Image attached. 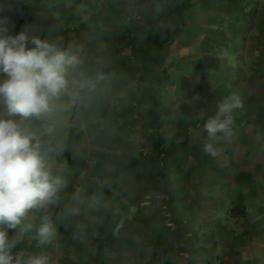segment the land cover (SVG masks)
<instances>
[{
    "label": "crops",
    "instance_id": "obj_1",
    "mask_svg": "<svg viewBox=\"0 0 264 264\" xmlns=\"http://www.w3.org/2000/svg\"><path fill=\"white\" fill-rule=\"evenodd\" d=\"M51 1V11L57 13L56 16L62 14L75 23L79 21L78 12L74 9L70 12L65 0ZM49 3L44 6L45 10L50 8ZM213 3L209 7L207 2L193 0L187 19L209 20L217 11L220 12L219 19L225 20L222 24L224 29L231 19L238 21L233 22V27H238L256 1L216 0ZM137 4L134 0H106L105 7L111 11H106L107 14L121 12L127 16L124 29L115 31L107 28L110 32L95 29L88 35L81 33L84 43L78 50L86 47L80 61L78 80H89L94 90L88 94L67 90L63 96L68 100L66 110L70 113H67L78 116L83 110L82 105L100 103L102 94L96 89L100 91L102 86L100 77L108 78L103 63H106L107 70L111 63L109 55L102 57L101 54L116 42L117 37L127 32L126 20L135 17ZM7 7L0 2V8L4 10ZM222 8L229 10L222 12ZM159 14L167 27L172 29L176 26L178 13L172 0L164 1ZM193 25L177 44L171 46L167 81L172 94L163 109L162 132L172 144L168 147L167 157L172 161V171L173 167L179 170L176 175L169 174L174 190L181 191L173 201L175 213L180 220L188 215L193 219L196 217L195 223L200 228L209 229L210 240L202 243L207 246L201 245L199 254L214 245L215 250L222 247L225 257L231 254L233 264H264V26L249 32L245 25L233 30L210 32L206 31L209 27L196 29L197 24ZM245 31L243 41L236 38ZM259 32L263 37H258ZM203 37L211 40L215 37L220 44L215 49L220 54L217 68L201 54ZM121 50L133 62L125 75L128 79L133 78L129 80L133 83L128 89L134 99L135 84L154 88L162 65L154 51L131 41H126ZM231 55H241L237 59L239 70H234L229 58ZM253 65L261 68V78H258L259 74L253 75ZM233 93L238 94L244 104L242 109L233 113L234 135L215 143L217 155L206 154L203 151L206 140L203 125L208 116L214 114L216 103ZM110 104L114 105V102L110 101ZM105 110L106 116L96 113L105 127L96 128L90 138L85 127H71L55 134L58 136L56 146H53L55 154L48 156L46 166L64 183L56 194L58 201L54 199L44 207L29 210L21 225L13 230V234L19 237L20 254L23 253L24 259L29 255L44 254L50 258L49 264H60L59 259L63 255L77 261L89 260L91 263L95 260L94 264H162L163 252L169 250L168 247L181 249L184 237L178 232L174 237L166 232L164 241L161 237L163 234L159 227L163 216L158 207L160 203L152 204L147 195L140 203L137 202L136 196L141 193L142 186L138 178L143 174L142 167L147 165L143 156L147 146L131 142L133 137L125 138L124 135L133 126L131 117L134 119L141 112L123 103L117 108L112 106L108 109L106 106ZM140 163H143L142 167ZM132 196L135 197L133 200ZM229 203L232 207L228 213L233 221L222 225L217 221V212ZM241 207L245 211L243 216L232 217V211ZM45 216L53 222L56 235L50 243L40 245L37 228ZM28 225L32 226L30 230ZM133 225L138 226L137 234L131 232ZM213 229L220 230L217 240L213 237ZM8 236L10 239L13 237L11 234ZM95 240L102 242L98 250L92 247ZM27 243L31 249H23ZM186 246L189 249V245ZM16 248L12 251L13 256L18 255ZM89 254L92 256L88 257ZM183 254L188 256V252ZM177 264L191 263L181 261Z\"/></svg>",
    "mask_w": 264,
    "mask_h": 264
},
{
    "label": "trees",
    "instance_id": "obj_2",
    "mask_svg": "<svg viewBox=\"0 0 264 264\" xmlns=\"http://www.w3.org/2000/svg\"><path fill=\"white\" fill-rule=\"evenodd\" d=\"M93 1L94 0L64 1L70 12L73 11V9L78 12L79 21L76 23L68 17H64L62 14H60V16H56L57 13L51 11V0H15L13 2L11 0L8 2L0 0L2 4L4 3L8 6L0 12V17L8 16L14 22L15 28L11 30L10 34H19L22 29L27 28L30 36H37L42 40L53 43L59 50L69 51L72 47H74L75 49L77 48V52L78 47L84 43L82 39L83 37L80 36L81 33L88 35L91 30L95 29L97 31L105 32L108 31L107 28H112L117 31L124 29L125 26L124 19L127 18V16L125 17L121 14V12H114L116 14H107L106 11H108L109 8L107 9L105 7L107 6L105 5L106 0H95L96 3L101 4V7L93 6L95 5V2ZM134 1L135 3H138L137 12L135 17H130V20H126L127 32L117 37L116 42L111 43L101 54L102 57H107V55H109L111 57V63L108 64V70L105 66L106 63H103L104 72H106L105 75H107L108 78H102L103 83L100 87V91H98V88L96 89V92L102 94L100 103H97L98 108L94 109L97 104L93 106L92 104L91 106H89V104H84L82 105L83 110L79 112L78 116L73 113L69 114L70 112L66 110L68 100L63 97L67 90H72L69 87L50 102L49 112L43 114L39 118L34 117L32 119L25 120L23 122V126L27 131L34 133L39 139L41 143V155L47 164L49 162L48 156L55 154L53 146H56L55 140L58 139V136H55L56 133L59 134L63 129L71 127H76L78 129L85 127L87 131L86 133L90 138L92 131H96V128L101 129L105 127L103 125L104 122L99 116H97L96 113L100 112L98 113L100 116H106L104 112L106 111L105 106L107 100L114 102L115 108L118 106L120 107L123 103L126 107L134 108L135 110L140 111V115H135L134 119L131 117L130 124H133V126L129 127L130 131L124 135L125 138L128 136L130 138L133 137L132 140L134 141L131 142H137L138 145L143 147L147 146L144 151L145 154L143 155L147 165L142 167L143 163H140L143 174L138 178L139 184L142 185L141 195L139 194L134 196L137 197L138 203H140L146 195L149 196V201L152 204L157 205L159 202L160 205L158 207L161 209L162 216L165 219L167 232L171 233V235L178 232L183 238L184 234L179 232L180 219L175 213L173 202L174 198L172 197L174 183L169 175L171 172L172 161L167 157V150L169 146H172V144L171 142H168V139L162 132V126L164 124L163 109L166 108L167 98L172 94L167 81V75L170 69L169 57L171 54V46L177 43L178 40L182 38L183 33L189 31V28H193L194 23L197 24L196 29H206L209 27L206 31L211 32L214 30L220 31L221 29H224L222 24L225 20L219 19L220 12L217 11L216 15L211 16L209 20L204 18L187 19V16L190 14V5L193 0H172L173 8L178 13V21L176 26L170 29L164 24V21L161 19V15L159 14V9L164 4L165 0ZM199 1L202 3L207 2L210 5L209 7H212L214 4L213 2L216 0ZM255 1L256 3L253 5V9L248 11L249 19H243L241 20L242 22L240 21L241 25H245L248 32L253 29H260L264 26V0ZM47 3L51 6L48 10H45L44 6ZM118 6L122 8L121 5ZM82 7H87L88 10L93 11L94 17L87 19V11ZM222 10V12H228L229 9L222 8ZM242 10L243 9L240 11ZM116 11H118V9H116ZM109 12L111 11L109 10ZM83 21L84 23L82 25ZM229 22L230 24H226L225 27L227 30L237 29L241 26L239 24L238 27L235 25V28L233 27V22H238L235 19H233V21L231 19ZM203 30L201 31V34ZM205 34L206 36L210 35L208 33ZM245 34L246 31L245 33L240 32L239 36L236 38L243 41L246 38ZM261 35L262 34L259 32L258 37L260 38ZM206 38L207 37H203L200 41L201 54L202 56L205 55L210 61H216L218 63L219 59L216 55L219 52H216L214 48H219L218 46L220 44L216 41L215 37H213V40H211V38ZM126 41H131L139 47H146L147 50L154 51L155 54L158 55L159 61L162 65V72L158 77L154 88L148 86L142 87L135 84L134 92L136 98H134V103L132 102L133 96L128 89L129 87H132L131 83L133 82H129V80L133 78L131 77L128 79L125 75V73L130 69L129 65L133 62L130 57H127V55L121 50V47ZM28 47H32V45L29 44ZM254 66L255 65H253V75L259 74L258 78H261V68L255 66L257 67L256 69ZM2 78L3 77H0V79ZM68 78L70 79L69 75ZM91 89V87L81 90L77 89L74 92L79 93L80 91V93L84 92L85 94H88ZM92 90H94V88ZM4 116L5 112L2 104H0V117ZM15 119L20 120V117H15ZM134 127L136 129H134ZM138 135L141 138H139ZM138 140H144V143L142 141L138 142ZM134 196L131 197L132 200L135 198ZM55 200L58 201L59 196H56ZM154 206L151 208L153 209ZM244 212V207L234 209L232 211V217H236L237 215L243 216ZM151 214V216H153V212H151ZM133 220L135 219L133 218ZM137 229L138 226L133 225L131 227V232L133 234H137ZM12 233L13 230H8V235ZM101 244L102 242L95 240L92 243V247L94 250H98ZM181 249H184L183 252H188L189 249H187L185 241H183ZM90 256L92 255L89 254L88 257ZM93 261L96 263L95 260ZM93 261H91V263ZM59 263L91 264L89 260L77 261L70 256L67 257L64 255L59 259Z\"/></svg>",
    "mask_w": 264,
    "mask_h": 264
},
{
    "label": "clouds",
    "instance_id": "obj_3",
    "mask_svg": "<svg viewBox=\"0 0 264 264\" xmlns=\"http://www.w3.org/2000/svg\"><path fill=\"white\" fill-rule=\"evenodd\" d=\"M14 28L10 17H0V104L5 112L0 117V264H49L50 258L44 254L27 259L23 253L13 256L19 237L8 236V230L21 225L29 210L52 203L64 183L51 174L41 155L39 139L26 130L23 122L49 112L50 102L70 85L77 89L93 85L87 79L68 78L69 68L80 64L78 57L30 36L27 28L10 34ZM243 107L236 93L216 103L214 114L203 125L206 154L217 155L215 143L234 135L233 113ZM31 227L27 226L29 230ZM55 235L53 222L48 216L43 217L37 228L39 244L50 243Z\"/></svg>",
    "mask_w": 264,
    "mask_h": 264
},
{
    "label": "rangeland",
    "instance_id": "obj_4",
    "mask_svg": "<svg viewBox=\"0 0 264 264\" xmlns=\"http://www.w3.org/2000/svg\"><path fill=\"white\" fill-rule=\"evenodd\" d=\"M93 2H95V5H93V6H99V7H101L100 6L101 5L100 3L99 4L96 3L95 0ZM82 8L87 11V13H86V16L88 15L87 16V19L88 18H91V17H94V12L93 11L88 10L87 7L86 8L82 7ZM247 17H248V15L245 16V19H247ZM248 19H249V17H248ZM83 23H84V21L82 22V25H83ZM85 47L86 46H84V48ZM84 48L82 47V49H79L76 52V49L77 48L75 49L74 47H72L69 51L66 50L64 52H66L69 56L74 55V56L78 57V59L80 61H82L83 56L85 54L84 53L85 52V49ZM214 49H217V48H214ZM219 55L220 54L217 53L216 57L219 58ZM238 56H241V55H234V56L231 55V57H229L231 63L234 64V70H237L238 69V67H237V63H238L237 62V59H238ZM211 63L213 64V67L214 68H217V67H215L216 64H217L216 61H211ZM79 67H80V64L77 65L75 69L69 68L68 75L70 77V80H72V79H76L77 80ZM69 87H70V89H72V90H70L71 92H74L75 90H77V88H74L71 85ZM132 102L134 103L135 102V99H132ZM106 106H107L108 109H110L114 105L113 104H110V100H107ZM173 170L175 172L172 171V169H171V173L173 175H176V173H179L178 167H176V168L173 167ZM172 174H170V175H172ZM180 192H181L180 190L175 189L173 191V193H172V197L175 199V195L176 196L177 195L179 196V193ZM229 207H232V205L230 203L228 205H226V206L223 205L221 207V209L217 212V221L222 222V225H224V224L226 225V221H229V222H227L228 224L231 221H233L229 217V213H228ZM191 217L192 216H189L188 215L184 219H181L180 222H179V224H180L179 225V232H182L184 234V241L186 242L187 245H189L188 256L186 257V255L183 254V250L184 249H180V248L177 247L176 249L171 250V248L168 247L169 250H167L166 252H163V255L165 254V256H164V259L161 260L160 262L162 264H168V263H170V264H177V263H179L181 261L190 262L191 264H233L232 263V259H231L232 258V255L231 254H227L226 257H225V254H223L222 251H221L222 250V247H218L217 248L215 246V248H217L215 250L214 249V245H210L209 248H205L204 251H202L203 253H201V254L198 253L199 249L201 248V245L204 246V247L207 246V245H203L202 243H204L205 241L208 242V239L210 240V233H209L210 231H209V229L200 228V226H198L197 223H195L196 222V220H195L196 217H194V219H193V217L191 219ZM160 219H161V221H160V227H159V229H160V231H162V234L163 235H161V237L163 238V241H164L165 238L167 237V234H166L167 228H166V224H165V219L164 218H160ZM190 220H191L190 223H192L191 224L192 225V228L190 227V223L188 222ZM232 227H233L232 230L235 231L234 225H232ZM212 232L215 233V235L213 237H214V239L216 238V240L221 235L219 229H213ZM167 233H169V232H167ZM185 233H186V235H185ZM29 235L31 236V234H29ZM170 235H171V233H170ZM172 235L174 237L175 234H172ZM11 236H16V235H14L12 233ZM161 237H160V240H162ZM16 246H17L16 249H17V252H18V255H19L20 254V251H21V245L17 244ZM15 247L12 249V251L15 249ZM30 247H32V246L27 243L26 245L23 246V249H27V248L28 249H31ZM29 253H28V255H29ZM190 253H193V255L190 256ZM212 253H214V254H212ZM182 255H183V257L185 259L182 257ZM29 256H32V255H29ZM227 256H229V258H227ZM186 258H187V260H186Z\"/></svg>",
    "mask_w": 264,
    "mask_h": 264
}]
</instances>
